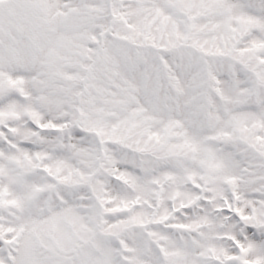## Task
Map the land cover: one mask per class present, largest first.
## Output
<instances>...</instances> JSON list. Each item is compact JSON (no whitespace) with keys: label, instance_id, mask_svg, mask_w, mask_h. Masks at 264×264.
<instances>
[{"label":"snow or ice","instance_id":"6c2138e0","mask_svg":"<svg viewBox=\"0 0 264 264\" xmlns=\"http://www.w3.org/2000/svg\"><path fill=\"white\" fill-rule=\"evenodd\" d=\"M0 264H264V0H0Z\"/></svg>","mask_w":264,"mask_h":264}]
</instances>
